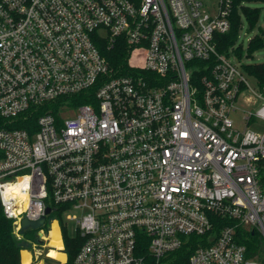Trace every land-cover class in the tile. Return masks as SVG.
Segmentation results:
<instances>
[{
	"label": "built area",
	"instance_id": "built-area-1",
	"mask_svg": "<svg viewBox=\"0 0 264 264\" xmlns=\"http://www.w3.org/2000/svg\"><path fill=\"white\" fill-rule=\"evenodd\" d=\"M233 5L0 0V119L43 111L0 129L4 216L23 240L24 219L65 207L84 240L71 261L46 216L30 264H264V132L248 129L264 105L235 126L251 89L216 39ZM102 43L128 49L126 71Z\"/></svg>",
	"mask_w": 264,
	"mask_h": 264
},
{
	"label": "trees",
	"instance_id": "trees-1",
	"mask_svg": "<svg viewBox=\"0 0 264 264\" xmlns=\"http://www.w3.org/2000/svg\"><path fill=\"white\" fill-rule=\"evenodd\" d=\"M264 10V0H234L233 13L230 18L231 28L228 33L217 35L218 51L221 54L230 56L234 54L238 60L244 56L243 45L239 44L240 31L242 30L244 21L248 24V30H252L258 26L261 20V12ZM264 48V29L259 27V33L253 37L247 47V57H251L256 51ZM232 50V54L231 51ZM101 54L106 58L113 72L121 73L128 68L129 51L122 45H114L108 48L107 44L102 43L100 46ZM243 70L247 75L256 79L260 90L264 91V63L260 64H243ZM85 101V100H84ZM83 102V101H82ZM43 111L32 116L28 121H17L14 125H6V122L0 119L1 128H27L28 122H35ZM49 215V223L51 220L59 219L62 225V237L66 252L70 260H74L80 247L83 244V238L80 235L72 236L67 226L64 224L65 207L54 206ZM27 236L24 235L23 240H19L14 234L13 223L7 220L3 213L0 201V264H21V252L24 249V241Z\"/></svg>",
	"mask_w": 264,
	"mask_h": 264
},
{
	"label": "rangeland",
	"instance_id": "rangeland-1",
	"mask_svg": "<svg viewBox=\"0 0 264 264\" xmlns=\"http://www.w3.org/2000/svg\"><path fill=\"white\" fill-rule=\"evenodd\" d=\"M259 27H262L264 29V10H262L261 12V20L259 21L258 26H256L252 30H248V24L246 21H244L242 30L240 31V36H239V41H238L239 44L243 45L244 56L242 57L241 60H236L237 62H240L241 64L242 63L243 64L264 63V48L256 51L251 57L246 56L248 43L253 37H255L259 33ZM244 75L247 79L250 89L255 91L256 94L257 93L262 94V96L264 97V91L260 90L256 79L245 73ZM251 90H247V92L245 93V96L240 98L239 102L237 103V107H238L237 112L231 114V119L235 123V126L238 127L240 130H244L246 127V122L244 124L242 120L244 115H248L249 112L256 113L264 105V98L258 97ZM246 98H250L251 99L250 102H245ZM248 129H251V130H254L260 133L264 132V120L262 119L256 120L255 123L249 126ZM72 215L79 216L80 213L78 211H74ZM63 220H64L65 226H67L68 228L69 233L72 236L76 235L75 234L76 222H69L66 220V218H63ZM54 221L57 222L58 227L60 228L61 233H62V225L60 223V220L55 219ZM26 236H27V240L24 241V244H23L24 249L21 252V262H23L22 256H23L24 251L28 252L31 255H34V252L37 250L42 251L43 253L47 252V248H43L44 244L46 246L47 243L43 244L40 242L36 231L30 232L26 234ZM51 236L52 234L49 236V238H51ZM33 244L35 245V247H33ZM53 251H56V250H53Z\"/></svg>",
	"mask_w": 264,
	"mask_h": 264
},
{
	"label": "bare ground",
	"instance_id": "bare-ground-1",
	"mask_svg": "<svg viewBox=\"0 0 264 264\" xmlns=\"http://www.w3.org/2000/svg\"><path fill=\"white\" fill-rule=\"evenodd\" d=\"M51 238H50V245L55 246L57 249L61 250L62 249V240H61V235H60V229L58 227L57 222H53L52 224V231H51ZM54 249V248H53ZM49 256L52 258H55L57 260H60L62 262L65 261V256L57 251L51 250L49 253ZM31 256L27 252H23L22 256V264H30Z\"/></svg>",
	"mask_w": 264,
	"mask_h": 264
},
{
	"label": "water",
	"instance_id": "water-1",
	"mask_svg": "<svg viewBox=\"0 0 264 264\" xmlns=\"http://www.w3.org/2000/svg\"><path fill=\"white\" fill-rule=\"evenodd\" d=\"M51 212H52V210L50 208H48L46 210V216H49L51 214ZM46 216L42 217L41 219H39L37 221H30L28 219H24L22 221V229L20 231V234L26 235L30 232H33V231L40 229L46 221ZM52 221L53 220H51V222Z\"/></svg>",
	"mask_w": 264,
	"mask_h": 264
}]
</instances>
